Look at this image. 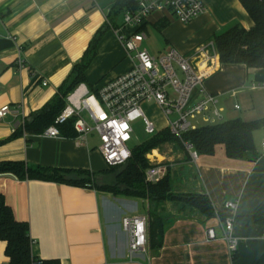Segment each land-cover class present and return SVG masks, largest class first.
<instances>
[{"label":"crops","instance_id":"1","mask_svg":"<svg viewBox=\"0 0 264 264\" xmlns=\"http://www.w3.org/2000/svg\"><path fill=\"white\" fill-rule=\"evenodd\" d=\"M117 1L0 0V109L9 105L11 110L0 120V141L9 139L26 119L55 101ZM202 1L205 13L187 25L169 12L151 14L143 29V49L148 51L146 43L153 40L158 55L175 49L193 57L196 50L214 43V36L227 29L240 25L250 30L255 25L240 0ZM120 17V22L115 21L119 27L123 22ZM17 46L22 49L21 68ZM213 64L215 71L204 85L219 98L224 110L222 122H264V68L223 65L218 54ZM130 68L123 46L109 29L86 71L89 87L83 84L76 88L66 99L67 106H77L91 93L89 88L95 91ZM253 85L257 89H252ZM253 137L261 154L257 161L228 158L225 147L219 145L213 155L196 160L190 153L189 157L178 155L179 160L169 165L173 178L177 174L180 177L175 193L206 194L223 220L234 217V235L239 239L234 258L228 253L219 217L206 219L171 202L156 208L157 214L166 218L161 247L152 249L148 244L144 253L130 260L121 220L124 216H148L141 209L146 200L51 182L22 181L12 175H0V195L15 219L29 224L35 259L59 264H264V227L244 220L264 218L261 129ZM98 144L96 134H91L85 144L76 136L25 134L0 146V162L22 161L32 167L85 170L98 175L107 170ZM128 202L136 205L130 208L121 204ZM226 202H236V211L227 209ZM209 228L216 230V240H209ZM6 246L0 241V264L9 263Z\"/></svg>","mask_w":264,"mask_h":264},{"label":"built area","instance_id":"2","mask_svg":"<svg viewBox=\"0 0 264 264\" xmlns=\"http://www.w3.org/2000/svg\"><path fill=\"white\" fill-rule=\"evenodd\" d=\"M206 11L202 0H138L135 10L125 11L122 25L112 28L131 62V68L116 79L104 83L96 92L87 93L79 104H69L56 118L44 134L52 138L61 137L59 127L74 120L76 139L87 143L91 134L98 137V151L107 168L125 165L132 157L129 143L132 140L133 123L142 120L145 131L151 137L159 133L144 113L143 106L154 104L166 120V128L182 141V135L207 125L222 123L223 108L217 95L209 93L205 80L215 71L213 64L217 54L214 43L196 50L193 57H187L175 49L154 56L143 49L146 33L142 29L151 14L169 12L183 24H189ZM19 68L24 66L21 47L17 46ZM213 53V54H212ZM44 86L48 83L44 82ZM258 86L253 85L252 89ZM234 95V94H233ZM239 109V106H235ZM10 106L0 109V120L10 114ZM262 147L264 148V124ZM161 132V131H160ZM183 142V141H182ZM190 156L196 160L198 154L189 143L183 142ZM145 172L148 184L160 182L167 174V166L154 163ZM225 207L233 212L236 202H226ZM219 224L226 241L228 253L235 257L239 239L234 235V217L223 220L219 215ZM148 217L146 215L124 216L122 230L128 236L127 253L130 260L144 253L148 246ZM209 240H216L214 228L207 231ZM32 243H34L32 241ZM45 260L34 259L32 264H44Z\"/></svg>","mask_w":264,"mask_h":264},{"label":"trees","instance_id":"3","mask_svg":"<svg viewBox=\"0 0 264 264\" xmlns=\"http://www.w3.org/2000/svg\"><path fill=\"white\" fill-rule=\"evenodd\" d=\"M254 21V27L246 30L235 25L225 32L214 36V45L221 64H240L247 68H264V0H240ZM138 0H118L107 15V21L91 40L84 56L77 63L54 102L43 110L26 119L23 126L13 135L0 141L3 146L25 134L41 135L54 124L56 118L67 106L66 99L80 85H88L86 71L96 57L97 47L111 28H118L116 19L125 11L135 10ZM144 29V27L142 28ZM90 92H96L89 88ZM74 120L59 127L64 137H75ZM264 122H244L240 119L207 125L182 135V141L193 146L198 156L213 155L216 147L223 145L226 155L231 159L257 161L261 154L257 151L253 134L261 129ZM179 138L169 130H163L132 149L131 159L123 166L107 168L101 174L85 170L32 167L25 162L1 161L0 175H12L19 180H32L94 189L115 197L146 200L157 205L171 202L184 208H190L206 219L217 216L206 194H177L173 189V175L167 169L166 176L158 183L148 184L145 172L150 167L147 154L165 143L175 142L182 146ZM148 244L152 249L160 248L165 231L166 218L159 214H148ZM222 218V217H221ZM264 227V218L248 217L244 219ZM0 241L6 242L5 254L8 264H32V240L28 223L18 222L5 199L0 195ZM44 264H59L58 261H45Z\"/></svg>","mask_w":264,"mask_h":264},{"label":"rangeland","instance_id":"4","mask_svg":"<svg viewBox=\"0 0 264 264\" xmlns=\"http://www.w3.org/2000/svg\"><path fill=\"white\" fill-rule=\"evenodd\" d=\"M121 21V17L119 16L117 18V22ZM148 46V47H147ZM146 47L148 48V51L151 55L158 56V51H157V43L153 40H149L146 43ZM213 54V53H212ZM143 110L147 118L154 123L156 127V131L160 132L163 131L166 128V120L162 114V112L158 109V107L154 104H148L146 103L143 106ZM133 133H132V140L129 143V147L131 149L139 146L140 144L144 143L148 139L151 138L149 134L146 133L145 131V124L142 120H137L136 122L133 123ZM150 156H153L155 158L154 163L161 162L167 168H170L169 165L173 164L174 162L178 161L179 159L177 158L178 155H187L189 157V152L186 149L185 146H182L178 143L171 142V143H165L161 145L158 149L153 150L147 154V159L149 160L150 164ZM187 157V158H188ZM174 173V171H173ZM178 173V172H177ZM182 177V176H181ZM180 180L179 175L177 174L175 178H173V189H177V181ZM125 198V197H123ZM126 200V199H125ZM122 206H129L134 207L136 204L135 203H121ZM141 204V203H140ZM156 208H160L159 206L157 207V204L155 203H150L149 201H146L144 209L148 214H151V216H155L157 214ZM115 209L118 210V208L115 207Z\"/></svg>","mask_w":264,"mask_h":264}]
</instances>
